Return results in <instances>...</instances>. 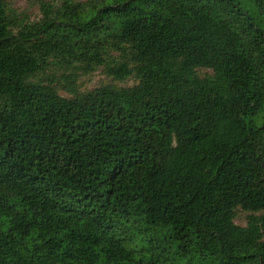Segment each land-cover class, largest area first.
Segmentation results:
<instances>
[{"label": "trees", "instance_id": "trees-1", "mask_svg": "<svg viewBox=\"0 0 264 264\" xmlns=\"http://www.w3.org/2000/svg\"><path fill=\"white\" fill-rule=\"evenodd\" d=\"M10 2L0 264H264V0Z\"/></svg>", "mask_w": 264, "mask_h": 264}, {"label": "rangeland", "instance_id": "rangeland-1", "mask_svg": "<svg viewBox=\"0 0 264 264\" xmlns=\"http://www.w3.org/2000/svg\"><path fill=\"white\" fill-rule=\"evenodd\" d=\"M10 1H11L10 2L11 5L29 20L33 21L41 18L42 15L40 10L39 0H10ZM48 1L54 2L56 4H60L63 2V0H48ZM207 72H210V70L207 69L200 70V73L202 74H206ZM104 81H109V79L101 70H98L92 75L84 78L83 84L85 89L91 90L101 85ZM135 82L136 81L133 78H130L125 81H116L115 84L119 86H131ZM249 214L250 213L246 212L241 207L237 208L235 222L241 226H246L247 217Z\"/></svg>", "mask_w": 264, "mask_h": 264}]
</instances>
